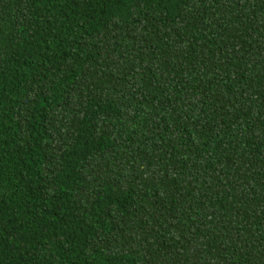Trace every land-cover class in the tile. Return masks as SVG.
<instances>
[{"label": "trees", "instance_id": "trees-1", "mask_svg": "<svg viewBox=\"0 0 264 264\" xmlns=\"http://www.w3.org/2000/svg\"><path fill=\"white\" fill-rule=\"evenodd\" d=\"M0 264H264V0H0Z\"/></svg>", "mask_w": 264, "mask_h": 264}]
</instances>
